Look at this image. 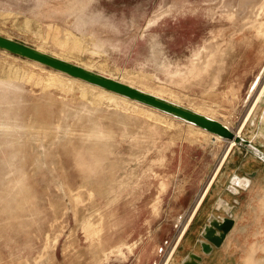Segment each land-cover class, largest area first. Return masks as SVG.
<instances>
[{
    "label": "rangeland",
    "instance_id": "rangeland-1",
    "mask_svg": "<svg viewBox=\"0 0 264 264\" xmlns=\"http://www.w3.org/2000/svg\"><path fill=\"white\" fill-rule=\"evenodd\" d=\"M0 35L235 131L264 81V0H0ZM43 67L0 52V264H164L227 142ZM241 135L264 152V94ZM230 152L214 180H255L200 264H264V164Z\"/></svg>",
    "mask_w": 264,
    "mask_h": 264
},
{
    "label": "water",
    "instance_id": "water-1",
    "mask_svg": "<svg viewBox=\"0 0 264 264\" xmlns=\"http://www.w3.org/2000/svg\"><path fill=\"white\" fill-rule=\"evenodd\" d=\"M0 51L39 64L80 82L92 85L111 94L162 112L209 134L217 136L227 143L233 141L236 145L235 147L242 149L246 155H249L264 164V152L254 146L249 140L236 134L235 130H231L221 122L200 114L192 109L143 92L135 87L103 76L92 70H87L81 66L59 59L50 54L39 51L36 48L1 35ZM255 85H257V81ZM250 175H252V177H233L231 180H228L225 187L226 192L224 197H237L241 192L246 191L253 181L251 178L254 177V174L252 173ZM234 225L235 220L232 215V207L229 206V202H227L226 199L225 201L220 200L212 213L208 216L206 224L200 232V237L202 238L199 242L201 255L188 253L180 264H200L202 256H208L213 249H218L223 245L227 235L232 231Z\"/></svg>",
    "mask_w": 264,
    "mask_h": 264
},
{
    "label": "bare ground",
    "instance_id": "bare-ground-1",
    "mask_svg": "<svg viewBox=\"0 0 264 264\" xmlns=\"http://www.w3.org/2000/svg\"><path fill=\"white\" fill-rule=\"evenodd\" d=\"M38 50V49H37ZM39 51H41L40 49H39ZM0 52H2V53H6V52H4V51H0ZM7 54V53H6ZM13 56V55H12ZM55 57V56H54ZM58 58V57H57ZM59 59H60V57H59ZM63 60V59H62ZM66 61V60H65ZM28 62H30V61H28ZM67 62H69V60H67ZM33 65L35 64V65H38V66H41V65H39V64H36V63H33V62H31ZM78 66H81V67H83V68H85V69H87V70H91V68H89L88 66H86V65H80V64H77ZM41 67H43V66H41ZM44 68V67H43ZM262 69V68H261ZM49 71H51V72H56V71H53V70H49ZM56 73H58V74H61V73H59V72H56ZM61 75H64V74H61ZM64 76H66V75H64ZM261 76V75H260ZM66 77H68V76H66ZM69 79H71V80H74V81H78V80H76V79H73V78H71V77H68ZM110 78V77H109ZM111 79H113V78H111ZM114 80H115V78H114ZM117 80V79H116ZM118 81V80H117ZM120 81V80H119ZM82 86H84V87H86V88H91V89H96V90H98L99 92H102L103 94H106V95H108L110 98H112V99H117V100H120V101H123V102H125V103H128V104H134V105H141V104H138V103H136V102H132V101H130V100H127V99H125V98H122V97H120V96H117V95H114V94H111V93H109V92H106V91H104V90H102V89H99V88H97V87H94V86H92V85H89V84H86V83H83V82H80V81H78ZM120 82H122V83H124V84H127V83H125V82H123V81H120ZM259 84V83H258ZM127 85H129L130 86V84H127ZM248 89H250V88H248ZM144 92V91H143ZM147 93V92H146ZM253 93H254V91H253ZM253 93H251V94H253ZM152 94V93H151ZM248 94V93H247ZM263 94H264V81H263V83H261V85L259 86V87H257V90H256V92L254 93V98H253V100H252V103H251V105H250V107L248 108V110H247V112H246V115L244 116V120H243V123H241L240 124V126L237 128V130L235 131L236 132V134H239L240 136H242L241 134H242V131H243V128H244V126H245V123L247 122V120L250 118V116H251V114H252V112H253V110H254V108L256 107V105H257V103L259 102V100H260V98L263 96ZM155 96H158V97H161V96H159V95H155ZM245 98V97H244ZM249 101V100H248ZM171 102H174V101H171ZM175 103V102H174ZM177 104V103H176ZM242 104H244V103H242ZM240 105H241V103H240ZM141 106H143V105H141ZM243 106V105H242ZM146 107V106H145ZM245 107V106H244ZM203 112H205V111H203ZM202 111H200V110H198V113H200V114H203V115H205L204 113H203ZM183 122V121H182ZM181 122V123H182ZM219 122H221V121H219ZM223 125H225L226 127H228L229 128V126L226 124V123H223V122H221ZM187 124V123H186ZM190 128H194V130H197L199 133H201V134H205V135H207V136H211L212 138H214V139H216V140H222L221 138H219V137H217V136H214V135H212V134H209V133H207V132H205V131H203V130H200V129H198V128H196V127H194V126H192V125H190V124H187ZM225 142V141H224ZM236 145H235V143L233 142V141H229L228 143H227V148H226V150L224 151V153H223V155H222V158H221V160L219 161V164H218V166L216 167V170H215V172L213 173V177H212V179L207 183V185H206V188L204 189V191L201 193V195H200V197L198 198V200H197V202H196V204H195V206H194V208L192 209V211H191V213L189 214V216H188V218H187V220H186V222L183 224V226H182V228H181V230H180V232H179V234H178V236H177V240L175 241V243L173 244V246L171 247V250H170V252H169V254H168V256H167V258H166V260H165V263L164 264H167L170 260H171V258H172V255H173V253H174V251L176 250V248H177V246H178V244L180 243V241H181V239H182V237H183V235L185 234V232H186V230H187V228H188V226H189V224H190V222H191V220H192V218L194 217V214H195V212H196V210L198 209V207L201 205V203L203 202V200H204V198H205V196H206V194H207V191H208V189H209V187L211 186V184H212V181L214 180V177L216 176V174L219 172V170H220V168H221V166H222V164H223V162L226 160V158H227V156H228V154L229 153H231L230 151L231 150H233V148L235 147ZM225 164V163H224ZM223 167V166H222ZM219 174V173H218ZM179 223V222H178ZM181 223V222H180ZM173 259V258H172Z\"/></svg>",
    "mask_w": 264,
    "mask_h": 264
},
{
    "label": "crops",
    "instance_id": "crops-1",
    "mask_svg": "<svg viewBox=\"0 0 264 264\" xmlns=\"http://www.w3.org/2000/svg\"><path fill=\"white\" fill-rule=\"evenodd\" d=\"M237 148V147H236ZM240 149V148H239ZM242 150V149H241ZM231 151H233V150H231ZM243 151V150H242ZM244 152V151H243ZM229 156H230V153L228 154V156H227V158H226V160L223 162V164H222V166L224 167V163H226L228 160V158H229ZM221 166V167H222ZM222 167V168H223ZM253 180H255V177H253L252 178ZM227 183H228V181L227 180H219V181H217V180H213L212 181V184H211V186L209 187V189H208V191H207V194H206V196H205V198H204V200H203V202L201 203V205L198 207V209L196 210V212H195V214H194V217L192 218V220H191V222H190V224H189V226L188 227H190L191 226V224L196 220V218H197V216H198V214H199V212H200V210L202 209V207H203V205L205 204V203H207V202H209L210 200H211V211H210V213H212V211L214 210V208H215V206H217V204H218V202H220V200H224L225 201V199H224V194H225V187H226V185H227ZM212 196V197H211ZM257 196L258 197H260V193L259 194H257ZM196 204V203H195ZM195 206V205H194ZM194 208V207H193ZM210 215V214H209ZM208 215V216H209ZM234 220H235V218H234ZM183 239V238H182ZM176 240H177V238H176ZM175 240V241H176ZM182 241V240H181ZM175 243V242H174ZM181 243V242H180ZM179 243V244H180ZM179 244H178V246H179ZM177 246V247H178ZM177 249V248H176ZM176 251V250H175ZM216 255V254H215ZM214 254L211 256V257H214L215 256ZM218 260V258H211L210 260H207L209 263L211 262V261H217ZM219 260H222V259H219Z\"/></svg>",
    "mask_w": 264,
    "mask_h": 264
}]
</instances>
